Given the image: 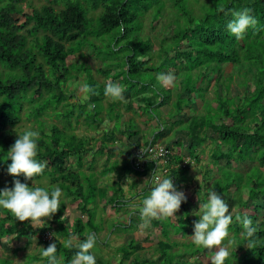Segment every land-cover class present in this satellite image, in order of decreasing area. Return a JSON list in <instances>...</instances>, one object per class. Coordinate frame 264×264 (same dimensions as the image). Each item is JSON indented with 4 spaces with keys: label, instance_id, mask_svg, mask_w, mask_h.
Listing matches in <instances>:
<instances>
[{
    "label": "trees",
    "instance_id": "1",
    "mask_svg": "<svg viewBox=\"0 0 264 264\" xmlns=\"http://www.w3.org/2000/svg\"><path fill=\"white\" fill-rule=\"evenodd\" d=\"M45 1V5L33 8L26 0H0V175L7 176V180L0 182V189L12 187L14 177L7 173L11 163L7 160V151L21 134L18 127L24 116L34 121L40 134L36 158L45 163V170L33 178V184L31 179L25 181L23 174L15 179L32 187H39L40 182L47 179L50 184L47 189L59 187L72 198L75 210L86 215L87 221L76 218L66 224L59 210L52 216L51 223L58 226L63 241L70 237L82 241L88 233L97 231L94 215L99 204H103L102 210L110 207L118 211L129 206L117 183L116 188H100L94 174L81 171L83 155L87 150L92 152L91 165L95 157L106 156L99 174L101 177L112 174L118 166L111 160L116 153L123 152L112 146L114 137L120 135L129 143L136 136L129 128L124 131L118 128L117 109L133 116L145 112L152 115L156 108L166 109L167 113L171 110L170 119L165 121L174 119L175 127L184 137H189L188 154L174 155L170 145L160 143L166 152L161 160L154 163L145 160L137 167L132 157L121 166L120 172L132 174L140 181L146 179L139 182L142 184L141 201L153 187L154 177H171L178 191L182 187L184 194L191 190L198 196L194 202L187 198L181 203L180 215L151 220V227L158 228L165 237V241L156 244L155 259H137L135 254L143 249L142 243L132 240L119 248L122 257L118 264L129 261L131 264H177L180 256H189L194 262L195 256L206 254V248L193 243L180 244L169 237L170 234L184 237L190 225L194 231V224L199 220L195 213L211 190L234 208L229 210L233 220L225 238L229 252L225 264H264V222L259 220L260 216L264 217V0H207L201 4L203 8L197 0H189L187 5L185 0ZM196 7L199 8L195 15ZM245 8L257 23L247 29L241 39H236L226 26L234 12ZM147 13L153 18L152 29L158 16L168 17L169 23L161 29V39L156 38L155 52H152L151 38L140 36L142 19ZM84 48L101 65L96 73L101 74L106 83L120 84L123 93L128 94L126 100L108 106L106 117L114 121V125L94 148L64 129L70 127V120L77 124L82 119L89 129L101 125L103 84H98L85 63L66 65L68 58ZM226 69L230 71L225 78ZM239 72L242 78L238 86L233 77ZM161 73L174 77L164 94L160 92L164 86L158 79ZM143 74L150 80L140 78ZM152 77L160 90L154 86ZM80 78H84L83 85L87 84L90 91L84 93L82 101L73 103L66 84ZM220 85L223 93L219 91ZM233 85L242 89V95L228 98ZM212 88L214 98L208 101L205 95ZM196 100L202 102L204 112L185 116L184 111L191 110ZM59 109L63 110L62 114ZM50 114L61 119L64 128L59 129L55 124L46 126L41 121ZM206 131H210V135ZM163 133L162 130L152 135L153 143L146 141L142 148L136 140L131 148L153 147ZM207 139L211 143V149H207L208 160L200 164L193 145L200 148ZM72 158L76 160L74 163L70 161ZM183 158L188 160L184 164ZM241 164H251L250 169L243 170ZM73 165L77 172L71 171ZM191 168L194 176L189 175ZM197 177L201 178L199 183ZM108 190L115 193L110 199H107ZM60 206L65 210L63 204ZM245 215L257 228L252 238L244 237L241 221L236 219ZM137 221H141L139 214ZM133 223L134 219L129 217L120 232L131 230ZM48 228L46 225L42 229L33 228L27 221H19L9 211L0 209V244L4 248L10 245L9 237L14 240L25 237L30 243ZM148 239L146 237L144 242L150 243ZM41 243L43 249L50 245L43 240ZM53 243L57 245L58 264H70L77 249L66 248L57 240ZM42 250L37 256H27L26 263L47 264V258L40 255ZM210 250L216 254L215 247ZM0 264H11V261L6 258L0 260Z\"/></svg>",
    "mask_w": 264,
    "mask_h": 264
},
{
    "label": "rangeland",
    "instance_id": "2",
    "mask_svg": "<svg viewBox=\"0 0 264 264\" xmlns=\"http://www.w3.org/2000/svg\"><path fill=\"white\" fill-rule=\"evenodd\" d=\"M188 1L189 0H185L184 3L187 5ZM204 2L207 3V0H197V3L199 5H201ZM26 3L31 5V7L33 8H39L45 5L46 1L45 0H26ZM201 6L202 8L204 7V5H201ZM198 8L199 7H196V11L194 12L195 15L198 14ZM166 10L168 11L167 6H166ZM27 11L29 10H26L25 12ZM99 11H96L95 13L98 14ZM159 17L161 18V16H158V19H157L158 21L156 22L154 29H152L151 27L153 18H152V15L150 16V13L145 14L144 19H142L143 28H142V32L140 36L141 35L148 36L151 38V41L153 42L152 52L156 51L157 40H160L161 39L160 34H163L161 29L167 26V24L169 23L167 19L168 17L163 16L161 19ZM72 62L76 64H80L81 62H83L85 63L86 66H89L91 68V72L95 80L98 82V84H101V85L103 84V87H104V85L106 84V80L101 74L96 73V70H98L101 67V65L93 57V55L88 54V50L86 48L82 49L80 53L76 54L72 58H68L66 65L67 66L70 65ZM229 71H230L229 69H226L225 73L223 74L224 75L223 77L226 78L227 73ZM237 74L239 75H235V77H233L234 79L233 81H235L236 83L238 82V86H239V84L241 85L240 80L242 78V74L241 72ZM140 78H142L145 81L150 80V77L146 76L145 78L144 74L140 75ZM152 78L154 81V86L158 88L157 87L158 83L156 82L155 77H152ZM83 80L84 78H80L77 81H69L66 84L69 92L72 93L73 98L71 99V101L73 103L77 101H82L85 98L84 92L82 91ZM243 82H244V79H243ZM174 87L176 88V84L174 85ZM163 88L164 89L160 91L162 94L166 93L165 91L169 89V87L167 86H164ZM218 88H219L220 93H223V89L221 85ZM158 89L160 90L161 88H158ZM172 91H173L172 94H174V88L172 89ZM172 94L170 97L171 100L173 98ZM241 95H242V89L233 85L228 94V98H233L235 96H241ZM165 96L167 97V94ZM123 97L126 100L128 98V94L123 93ZM213 98H214V93H213V88H212L205 95V99L208 101H212ZM156 99L159 100L160 97L157 96ZM115 102L117 103V101L111 100L109 97H106L104 94L102 95V101H101L102 111H100V115H99V119L101 120V125L98 127L93 125L91 129H89L88 127L84 125V121L82 119H80L79 123L77 124L75 123L74 120H70L69 121L70 127L64 128V123H62V120L52 117L51 116L52 114H50L49 118L43 116L41 121H43L46 126H49L50 124H55L59 129H62V128L66 129L67 130L66 132L75 135L77 138L88 141L89 147L94 148L100 142L102 135L110 131L113 128L114 121L107 120L106 110L110 104L111 105L116 104ZM194 103L195 104L191 108V110L186 109L184 111L185 116L192 117L195 114H202L204 112L202 110V105H203L202 102H199L198 100H196L194 101ZM160 110L161 108L159 109L156 108V110H152V113H153L152 115L150 112H145V113H141V114L139 113L133 116L131 113H125L124 111H122V109L118 108L117 113H116V114H119L120 116V120H118V128L122 129V131H124L125 129L127 130L129 128L130 131L135 132L136 134L140 130V135H147V132L149 131V127L154 126V125H155L154 128L156 131H159L160 129L163 128V132H166V131L168 132L172 130L173 128V131L169 133L170 135L164 138V141L162 142V144L163 143L169 144L170 140H175L178 138L177 140H180V142L179 143H177V141L175 142L174 151L173 152L171 151V152L174 155H177L178 153H180L182 157H184V155L186 156L189 152L188 148L190 147V143H191V142H188L189 137H184V133L183 132L181 133V130L179 128H174L175 127L174 119L170 120L169 121L170 123L168 121L166 123L165 120L170 119L172 115L171 110L168 111V113L166 112V109L165 111L164 109H162L161 111ZM58 112L62 114L63 110L59 109ZM148 119L150 121H148ZM186 121L187 119L184 120V122ZM124 126H126L127 128L126 127L123 128ZM26 129L36 130V125L33 120H26V118L23 116L22 121L19 124L18 131L22 133ZM210 133H211L210 131H206V134L210 135ZM180 136H182L183 138H179ZM147 137L148 136H146V138ZM148 139H150V137H148ZM136 140L137 139H135V137H132L128 143V141H125L124 138L120 135H116L114 137L112 146L115 149L123 151L124 153L123 152H121V154L116 153L115 157L112 158L111 162H117L118 167L112 174L108 176L101 177L99 174L105 163L106 156L95 157L94 158L95 163L91 165L92 152L87 150V152L83 155V160H82L83 165H82L81 171H83L86 174H89V173L94 174L95 178L97 179V185L100 188L102 187L104 188L106 186L107 188L108 186L115 187L114 184L117 183L120 186L127 200V204L129 205L127 208H123L122 210H118V211L110 207H106L104 210H102L103 204H99L100 206L96 208L95 215H94V226L97 228V231H95L96 233H94L96 242H95L94 248L90 250V252H92V254L96 257V264H118L122 257V254L119 252V248H121L122 246L128 245L130 241L132 240H136L137 242L142 243L143 249L138 251L135 254L137 259L141 261L153 260L157 257V254L155 252L156 244L159 241H165V237L163 236V234H161L158 228L151 227L150 224L145 228H141L140 225L142 221L136 222V217L138 216L142 208L141 206L142 201L140 198L141 196L140 187L142 186V184L139 185V182H145L146 179H143L142 181H140V179H137L132 174L126 175L120 172L121 166L129 163L128 161L131 160L132 158V148H131L132 146L131 145L135 143ZM161 140H162V137H160L157 140L156 142L157 144L155 145H161L160 144ZM171 144L173 145V142ZM210 144H211L210 140L207 139V141L204 144H202L200 148L197 145H193V148L197 151L196 155L200 156V158L198 159L200 164H203L206 160H208L209 151L207 149H211ZM128 145L130 147H127ZM122 146H124L123 149H120ZM171 147L172 146H170V148ZM70 161L71 163H74L76 160L75 158H72ZM187 161H188L187 159L183 158L182 164L186 163ZM250 166L251 164H241V168H243V170L244 169L249 170ZM71 169H72L71 170L72 172L78 171L75 165H73ZM159 169H162V168H159ZM193 172H194V169L191 168L189 175L194 176ZM198 176H201V174H198ZM5 180H7V176L0 175V182L1 181L4 182ZM200 181H201V178L197 177V182L199 183ZM49 185L50 184L48 180L43 179L40 182L39 187L46 188ZM152 186H154V184ZM179 191L183 192L182 187H180ZM107 193H108L107 199H110L115 194L113 193V191H110V190H108ZM184 195L186 199L190 198L192 199L193 202L196 201L195 196H198V195H194L193 191L191 190L185 191ZM61 203L64 205L65 210H63L62 207L60 206L58 211L60 210V214L62 218H64L66 224L72 223L74 219L76 218H81L83 222L87 221L86 215H80L78 211L75 210V204L72 203V198L67 197L65 192L63 191H62ZM103 203L105 204L104 201ZM89 208H92V207H89ZM228 208L229 210L234 209L233 207L231 208V206H228ZM191 210H193V208ZM175 214L180 215L181 211L177 210ZM190 216L191 218H193V214H191ZM129 217H132L134 219L132 229L126 232H120V229L124 227L123 223H127L129 221ZM259 220L260 222H264V217L260 216ZM27 222L31 227L39 228V229H42V227L46 225L49 227L48 231L44 233L43 235L33 238V240L30 243H27L28 240L25 237H22L20 239H15V240L13 239V237H9L7 239L8 241L10 240V245L8 246V249L4 248L0 244V260L7 258L11 261V264H27L26 263L27 256H31V255L37 256L39 252L43 249V246L41 245L42 240L49 244H53L55 240H57L59 243H64L63 238L60 237L58 226L56 224H52L51 219H45V223H42V224L30 223L29 221ZM172 222L174 223V221ZM191 227L192 225L188 227L187 234L184 237L173 236L172 234H170V237H169L170 240L177 241L180 244L193 243L192 238H191V236L193 235V229ZM146 237L149 238L148 241L150 243L144 242V239ZM72 238H73L74 243L79 242L78 239H76L75 237H72ZM14 251L16 253H13ZM206 251L207 252L204 255L195 256V260L193 259L194 262H191V258L189 256H186V255L180 256L177 259L178 260L177 264H208L209 262H211V258L214 256V253L210 252L212 251L210 249H207ZM32 264H43V263L35 262ZM125 264H131V262L129 261V262H126Z\"/></svg>",
    "mask_w": 264,
    "mask_h": 264
},
{
    "label": "clouds",
    "instance_id": "3",
    "mask_svg": "<svg viewBox=\"0 0 264 264\" xmlns=\"http://www.w3.org/2000/svg\"><path fill=\"white\" fill-rule=\"evenodd\" d=\"M257 21L250 15L249 9L245 8L233 13V19L227 24L229 33L236 39H241L246 30L254 27ZM162 86L171 85L174 77L171 74L161 73L158 77ZM82 91L87 94L90 88L87 84L82 86ZM104 95L113 101H122L123 87L120 84L108 82L104 85ZM39 132L32 129L24 130L16 137L13 145L7 151L11 163L7 166V173L14 177L12 187L0 189V209L9 211L19 221H29L30 223L42 224L45 219H51L62 204V191L59 187L47 189L44 187H32L21 182L15 177L23 174L25 181L40 175L45 163L39 161L38 154ZM142 149H132L134 153ZM143 152V151H141ZM135 160L133 162L135 164ZM145 160L142 162V164ZM149 193L142 201L140 210V227H147L153 219H164L175 216L180 205L186 197L183 192L178 191L172 182V178L154 177ZM31 184V185H32ZM199 216L198 222L194 224L193 244L206 249L216 248V254L211 258V264H225L229 256L225 238L229 235V225L233 216L229 212L228 204L214 190L208 193L207 200L201 204L199 211L195 213ZM241 221L243 235L246 238L254 237L257 228L253 222L245 215L236 217ZM95 234L88 233L82 241L74 243L73 238L64 241L66 248L75 247L77 251L71 258V264H96V257L90 252L95 245ZM57 245L50 244L40 253L42 258H47V264H58Z\"/></svg>",
    "mask_w": 264,
    "mask_h": 264
},
{
    "label": "built area",
    "instance_id": "4",
    "mask_svg": "<svg viewBox=\"0 0 264 264\" xmlns=\"http://www.w3.org/2000/svg\"><path fill=\"white\" fill-rule=\"evenodd\" d=\"M165 153L166 152L164 151L163 146L161 145H154L153 147H148V148H144L143 150L137 151L134 153L135 159H136L135 166L141 167L142 162L144 160H147L153 163L155 161L161 160L164 157Z\"/></svg>",
    "mask_w": 264,
    "mask_h": 264
},
{
    "label": "crops",
    "instance_id": "5",
    "mask_svg": "<svg viewBox=\"0 0 264 264\" xmlns=\"http://www.w3.org/2000/svg\"><path fill=\"white\" fill-rule=\"evenodd\" d=\"M151 119V118H150ZM148 121H150L149 119H148ZM155 126V125H154ZM154 126H150L149 127V131L147 132V135H140V130L138 131V133L136 134V136H135V139H137V141H139L138 142V144H139V147L140 148H142V146L146 143V141H147V143L148 142H152L153 140H154V138L152 137V135H155V134H157L159 131H162L163 129H160L159 131H156L155 130V128H154ZM174 128H176V127H174ZM142 130V129H141ZM173 131V128H172V130H170V131H166V132H164L163 133V136H162V140H161V142L160 143H162L163 141H164V138L165 137H168L170 134L169 133H171ZM166 133V134H165ZM168 133V134H167ZM176 133V132H175ZM165 134V135H164ZM146 136H148V137H150V139H148V137L146 138ZM146 138V139H145ZM179 138H183L182 136H180ZM178 139V138H177ZM177 139H175V140H170L169 141V144L168 145H170V146H172L170 149H171V151L173 152L174 151V146H175V142L177 141V143H179L180 142V140H177ZM125 140V139H124ZM179 141V142H178ZM173 142V145L171 144ZM153 143V142H152ZM164 144V143H163ZM123 147L124 146H122L120 149H123Z\"/></svg>",
    "mask_w": 264,
    "mask_h": 264
},
{
    "label": "bare ground",
    "instance_id": "6",
    "mask_svg": "<svg viewBox=\"0 0 264 264\" xmlns=\"http://www.w3.org/2000/svg\"><path fill=\"white\" fill-rule=\"evenodd\" d=\"M135 159V158H134ZM133 160V159H132ZM134 165V164H133Z\"/></svg>",
    "mask_w": 264,
    "mask_h": 264
}]
</instances>
